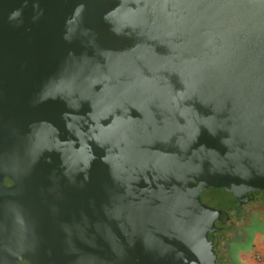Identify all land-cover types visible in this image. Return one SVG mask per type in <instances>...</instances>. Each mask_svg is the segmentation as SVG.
Listing matches in <instances>:
<instances>
[{
    "label": "water",
    "instance_id": "1",
    "mask_svg": "<svg viewBox=\"0 0 264 264\" xmlns=\"http://www.w3.org/2000/svg\"><path fill=\"white\" fill-rule=\"evenodd\" d=\"M262 194L264 0H0V264H221Z\"/></svg>",
    "mask_w": 264,
    "mask_h": 264
},
{
    "label": "clouds",
    "instance_id": "2",
    "mask_svg": "<svg viewBox=\"0 0 264 264\" xmlns=\"http://www.w3.org/2000/svg\"><path fill=\"white\" fill-rule=\"evenodd\" d=\"M261 233H264V211H256L244 223L239 235L227 245L232 264H247L244 256L251 253Z\"/></svg>",
    "mask_w": 264,
    "mask_h": 264
},
{
    "label": "flooded vegetation",
    "instance_id": "3",
    "mask_svg": "<svg viewBox=\"0 0 264 264\" xmlns=\"http://www.w3.org/2000/svg\"><path fill=\"white\" fill-rule=\"evenodd\" d=\"M256 211H264V195L263 194L259 198V200L246 205L243 209L238 210V211L234 210L231 212V215L234 221L233 229L228 230L225 233H222V235H219L218 237V242L219 241L224 242V245H223L224 250L222 254L221 264H232V260L229 255L227 245L229 244L231 240H233L239 235L240 229L244 225L242 221L244 220L246 222L247 219L250 217V215Z\"/></svg>",
    "mask_w": 264,
    "mask_h": 264
},
{
    "label": "crops",
    "instance_id": "4",
    "mask_svg": "<svg viewBox=\"0 0 264 264\" xmlns=\"http://www.w3.org/2000/svg\"><path fill=\"white\" fill-rule=\"evenodd\" d=\"M258 253L264 254V233L257 236L251 253L245 254L244 259L247 261V264H264V260L261 261L257 258Z\"/></svg>",
    "mask_w": 264,
    "mask_h": 264
},
{
    "label": "built area",
    "instance_id": "5",
    "mask_svg": "<svg viewBox=\"0 0 264 264\" xmlns=\"http://www.w3.org/2000/svg\"><path fill=\"white\" fill-rule=\"evenodd\" d=\"M257 258H258L259 260L263 261V260H264V254L258 253V254H257Z\"/></svg>",
    "mask_w": 264,
    "mask_h": 264
}]
</instances>
